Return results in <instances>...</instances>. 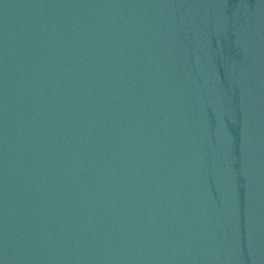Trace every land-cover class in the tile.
Here are the masks:
<instances>
[{
	"label": "water",
	"instance_id": "1",
	"mask_svg": "<svg viewBox=\"0 0 264 264\" xmlns=\"http://www.w3.org/2000/svg\"><path fill=\"white\" fill-rule=\"evenodd\" d=\"M0 264H264V0H0Z\"/></svg>",
	"mask_w": 264,
	"mask_h": 264
}]
</instances>
